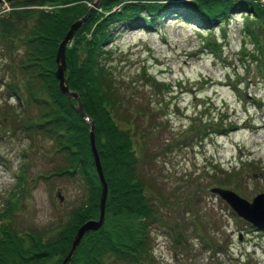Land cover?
<instances>
[{
	"label": "rangeland",
	"instance_id": "1",
	"mask_svg": "<svg viewBox=\"0 0 264 264\" xmlns=\"http://www.w3.org/2000/svg\"><path fill=\"white\" fill-rule=\"evenodd\" d=\"M12 9L3 2L0 16L12 18ZM12 21L16 31L0 45V211L15 206L16 229L49 238L88 193L80 175L53 173L62 165L53 140L35 135L30 142L15 127V107L29 116L39 108L20 65L29 49L24 21ZM244 22V14L231 13L208 32L173 13L152 27L109 25L107 64L128 85L131 118L145 112L129 127H152L132 135L138 173L169 204L150 226L151 264H264V230L210 191L219 180L249 201L264 193V50L243 32Z\"/></svg>",
	"mask_w": 264,
	"mask_h": 264
},
{
	"label": "trees",
	"instance_id": "2",
	"mask_svg": "<svg viewBox=\"0 0 264 264\" xmlns=\"http://www.w3.org/2000/svg\"><path fill=\"white\" fill-rule=\"evenodd\" d=\"M94 1L0 0V5L4 2L13 8L12 18L0 16V45L5 46L6 40H11L9 34L16 31L12 19L24 21V42L29 49L20 65L33 87L31 100L39 108L35 116H29L20 106L15 107L18 108L12 116L15 127L30 142L35 135L53 140L62 159V165L53 169V173L80 175L88 193V199L75 207L69 219L59 225L57 234L49 238H44L43 232L16 229L11 215L15 206L5 205L0 211V264H60L78 227L98 216L101 186L89 143L90 127L75 111L76 100L59 91L54 74L58 44L72 22L81 18ZM236 12L245 15L243 32L256 45L260 44L258 51L262 52L264 2L261 0H101L76 30L65 50V77L94 121L95 145L108 192L103 225L84 234L70 264H151L150 226L159 220L160 207L169 205L138 173L139 157L133 136H143L142 130L152 127L138 130L135 126L133 131L129 127L134 119L142 120L145 112H134L131 118L124 94L128 85L120 84L107 64L109 51L105 47L112 31L109 25L126 20L137 27H152L165 16L178 13L187 22L212 32L213 26L222 25V21ZM30 17L34 21L28 26ZM256 26L260 28L257 31ZM258 36H263L262 41L257 40ZM210 45L219 52L216 42ZM16 177V185L22 190L24 173L19 171ZM217 181L215 186H224Z\"/></svg>",
	"mask_w": 264,
	"mask_h": 264
},
{
	"label": "water",
	"instance_id": "3",
	"mask_svg": "<svg viewBox=\"0 0 264 264\" xmlns=\"http://www.w3.org/2000/svg\"><path fill=\"white\" fill-rule=\"evenodd\" d=\"M101 0H95L90 6L89 10L79 19L72 22L66 31L64 37L58 44L56 54H55V64L56 68L54 71L55 77L58 81L57 87L60 92L65 94L69 99L76 100L74 109L77 114L89 124V143L93 154L95 170L100 181V196L98 203V216L96 218H91L83 222L76 230L72 242L70 244L69 250L66 256L62 259L60 264H70L71 258L74 255L77 246L80 244L84 234L87 231H96L104 223L105 220V201L108 192L107 182L104 177L102 165L100 162L99 154L95 145V124L94 121L86 114L84 111L82 102L75 91H72L65 77L66 70V60H65V50L70 43L72 37L74 36L76 30L83 25V23L88 19L91 11L99 5ZM210 191L217 194L223 200H225L230 207L237 213L238 216L255 226L257 229L264 230V193H258L250 201L240 197L236 192L229 188H223L214 186L210 188ZM60 201H62V196L59 192H56Z\"/></svg>",
	"mask_w": 264,
	"mask_h": 264
}]
</instances>
